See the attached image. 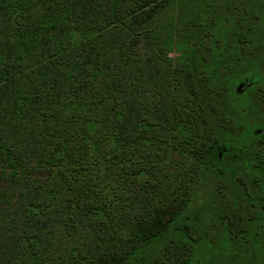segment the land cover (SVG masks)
Returning <instances> with one entry per match:
<instances>
[{"label":"trees","instance_id":"1","mask_svg":"<svg viewBox=\"0 0 264 264\" xmlns=\"http://www.w3.org/2000/svg\"><path fill=\"white\" fill-rule=\"evenodd\" d=\"M213 2L0 0V264H250L264 14Z\"/></svg>","mask_w":264,"mask_h":264},{"label":"rangeland","instance_id":"2","mask_svg":"<svg viewBox=\"0 0 264 264\" xmlns=\"http://www.w3.org/2000/svg\"><path fill=\"white\" fill-rule=\"evenodd\" d=\"M221 1L222 0H216V2H213L212 6H214L215 8L217 7V5H221L223 3ZM251 5L254 7L258 14L262 11V13L264 14V6L259 3V0H253V4ZM196 7L200 8L201 6L197 4ZM78 38V35H74L73 40L76 41ZM227 41L232 42L233 40L231 38H228ZM248 45V47L244 48L241 51L239 50L234 53H229V55L225 56V58H223L219 62V64H216V75L218 76V80H223L227 75V72L225 69L223 70L222 65L226 64L227 62L231 64H237L239 61L242 62V60L244 62L251 63L252 66H254L259 72L264 75V20L262 25L257 26L255 36ZM236 91L239 92V87H236ZM260 92H262V85L257 84L255 85L254 89L247 93L249 100L252 102V109L254 110H257L260 105ZM219 99L222 101V107L230 106L224 95H221ZM212 109L215 110L214 112L216 113V116L220 115L219 110L217 108L213 107ZM162 147L161 149L159 148L161 152L160 155H162V159L167 162L170 160L171 155L169 154L166 148ZM258 155H264V149H258ZM262 211L264 213V205ZM209 235L212 238H216L220 236V233H218L216 230H211L209 231ZM254 248V251L250 252V259L248 258L249 263L264 264V234L262 236H259V240L256 242ZM216 260L217 259L210 257L207 259L206 262H210L209 264H211L214 263Z\"/></svg>","mask_w":264,"mask_h":264}]
</instances>
